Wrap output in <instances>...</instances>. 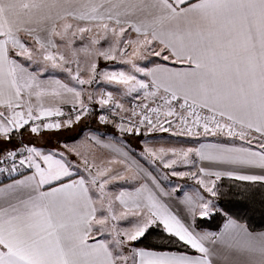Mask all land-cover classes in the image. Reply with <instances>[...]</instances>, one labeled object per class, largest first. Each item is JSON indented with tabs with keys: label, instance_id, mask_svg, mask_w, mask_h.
Instances as JSON below:
<instances>
[{
	"label": "snow or ice",
	"instance_id": "obj_1",
	"mask_svg": "<svg viewBox=\"0 0 264 264\" xmlns=\"http://www.w3.org/2000/svg\"><path fill=\"white\" fill-rule=\"evenodd\" d=\"M0 264H264V0H0Z\"/></svg>",
	"mask_w": 264,
	"mask_h": 264
},
{
	"label": "trees",
	"instance_id": "obj_2",
	"mask_svg": "<svg viewBox=\"0 0 264 264\" xmlns=\"http://www.w3.org/2000/svg\"><path fill=\"white\" fill-rule=\"evenodd\" d=\"M215 223V222H214Z\"/></svg>",
	"mask_w": 264,
	"mask_h": 264
}]
</instances>
